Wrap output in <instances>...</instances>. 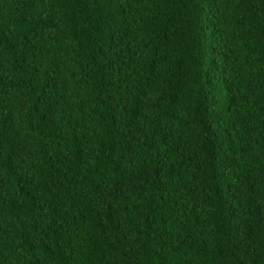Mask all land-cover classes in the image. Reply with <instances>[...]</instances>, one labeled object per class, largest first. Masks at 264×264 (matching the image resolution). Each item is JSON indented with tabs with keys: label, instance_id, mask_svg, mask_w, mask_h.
Masks as SVG:
<instances>
[{
	"label": "trees",
	"instance_id": "obj_1",
	"mask_svg": "<svg viewBox=\"0 0 264 264\" xmlns=\"http://www.w3.org/2000/svg\"><path fill=\"white\" fill-rule=\"evenodd\" d=\"M0 264H264V0H0Z\"/></svg>",
	"mask_w": 264,
	"mask_h": 264
}]
</instances>
